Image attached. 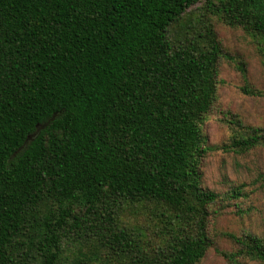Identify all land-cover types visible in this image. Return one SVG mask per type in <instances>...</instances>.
<instances>
[{
	"label": "trees",
	"instance_id": "obj_1",
	"mask_svg": "<svg viewBox=\"0 0 264 264\" xmlns=\"http://www.w3.org/2000/svg\"><path fill=\"white\" fill-rule=\"evenodd\" d=\"M197 2L0 0V264H64L71 237L101 264L215 248L201 126L235 60L214 19L264 40V0ZM233 124L231 151L264 147V129ZM219 236L228 263L264 264L263 237Z\"/></svg>",
	"mask_w": 264,
	"mask_h": 264
},
{
	"label": "rangeland",
	"instance_id": "obj_2",
	"mask_svg": "<svg viewBox=\"0 0 264 264\" xmlns=\"http://www.w3.org/2000/svg\"><path fill=\"white\" fill-rule=\"evenodd\" d=\"M205 0H198L189 11L197 14ZM224 49L235 60L223 61L218 75V96L213 110L201 126L205 146L209 149L201 163L202 186L221 196L213 208L210 233L215 242L201 264H230L221 251H233L235 245L219 233L251 232L264 238V147L248 152L231 151V139L243 132L236 121L248 127L264 129V40L239 28H231L214 19ZM243 64L247 80L237 68ZM262 93L246 94L244 88ZM237 149V148H236ZM240 190L239 198H230ZM129 224L135 223L129 215ZM73 237L65 245L64 264H101L90 246L75 243ZM241 264H263L241 259ZM104 264V263H103Z\"/></svg>",
	"mask_w": 264,
	"mask_h": 264
}]
</instances>
